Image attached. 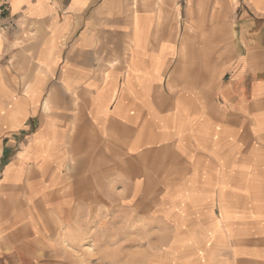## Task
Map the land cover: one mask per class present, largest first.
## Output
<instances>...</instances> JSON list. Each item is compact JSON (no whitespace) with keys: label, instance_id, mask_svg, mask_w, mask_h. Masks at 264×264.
Segmentation results:
<instances>
[{"label":"crops","instance_id":"0c3cea01","mask_svg":"<svg viewBox=\"0 0 264 264\" xmlns=\"http://www.w3.org/2000/svg\"><path fill=\"white\" fill-rule=\"evenodd\" d=\"M1 1L0 264L62 262L40 199L106 151L177 157L223 263L264 264V0Z\"/></svg>","mask_w":264,"mask_h":264},{"label":"rangeland","instance_id":"374dc122","mask_svg":"<svg viewBox=\"0 0 264 264\" xmlns=\"http://www.w3.org/2000/svg\"><path fill=\"white\" fill-rule=\"evenodd\" d=\"M201 47L205 50L206 43ZM101 143L89 137L90 147L101 148ZM182 163L167 151L143 159L106 151L62 167L61 174L72 170L77 175L68 185L56 179L51 193L40 199L41 224L57 225L50 234L59 247L58 264H224L227 254L216 251L201 230L208 217L193 212L191 169ZM70 224L87 230H61Z\"/></svg>","mask_w":264,"mask_h":264},{"label":"built area","instance_id":"2783aa9c","mask_svg":"<svg viewBox=\"0 0 264 264\" xmlns=\"http://www.w3.org/2000/svg\"><path fill=\"white\" fill-rule=\"evenodd\" d=\"M5 10V2L0 0V15L3 14Z\"/></svg>","mask_w":264,"mask_h":264}]
</instances>
